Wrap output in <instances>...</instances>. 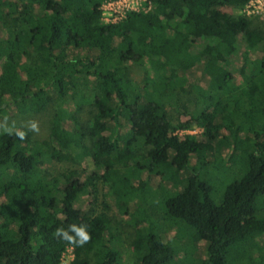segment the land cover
<instances>
[{
  "label": "trees",
  "instance_id": "1",
  "mask_svg": "<svg viewBox=\"0 0 264 264\" xmlns=\"http://www.w3.org/2000/svg\"><path fill=\"white\" fill-rule=\"evenodd\" d=\"M105 1L0 0V120L49 114L45 137L0 124V264H60L67 247L70 264H122L107 214L77 204L96 199L100 182L116 194L145 174L170 186L142 194L164 227L148 219L136 229V264L251 261L264 245V17L225 10L250 0H149L148 12L105 24ZM239 43L237 81L229 65ZM147 62L149 77L132 82V67ZM194 68L205 86L188 79ZM168 108L188 126L205 120L202 139L172 136L184 125ZM86 159L90 170H49ZM81 224L82 247L55 235Z\"/></svg>",
  "mask_w": 264,
  "mask_h": 264
},
{
  "label": "rangeland",
  "instance_id": "2",
  "mask_svg": "<svg viewBox=\"0 0 264 264\" xmlns=\"http://www.w3.org/2000/svg\"><path fill=\"white\" fill-rule=\"evenodd\" d=\"M3 2V0H1ZM229 13H233L235 15H239L240 13L246 14V16L254 17L259 15H247L246 10L239 11L238 9L233 8H226L225 9ZM245 51V46L239 43V55L235 58H232L230 62V70L233 73L235 79L237 81L240 80L239 70L242 65V59L240 55ZM4 63H0V74L3 72ZM153 69L150 62L144 64V66H133L132 71L129 74L128 78L137 84H141L144 79L148 78L150 75L151 70ZM188 79L191 82H199L201 85L207 84V78L203 75L202 71L199 68H194L188 72ZM182 111V109H180ZM179 109L175 108H168V113L173 120V123L176 125L178 122L180 125H184V127L177 128L173 131L172 136L177 137L180 141L184 140L187 136L189 137H198L199 140L202 139V134L204 132V125L206 121L201 120L199 123H194L191 126L187 125L190 124L191 119L187 115H183L180 113ZM0 124L2 126H19V127H26L32 129V125H36V130H33L36 138L38 137H45L48 132V125H49V114L42 113V114H27V115H14L8 116L4 119L0 120ZM190 130L193 133H182L179 134L178 131L180 130ZM129 134L126 136V140L129 139ZM86 159L83 161L82 164L74 165L71 163H62L59 164L57 168L49 167L50 172L53 175H59L62 172L70 168L79 169V168H89L90 170L91 163ZM80 170V169H79ZM128 186L125 189L119 190L118 193L114 194L110 192V188L107 184L100 182L98 184L97 189V198L92 199V197L88 196H81L80 202L77 204V207L82 208L83 210L87 209L89 203H94L93 207L98 212H105L108 217L107 226H109L111 230V234L113 236L117 235L120 241V245L118 246V250L121 256L122 264H136L135 258L132 249V241L135 237L136 229H143L146 227V224L149 223L145 222V220L149 219V222L154 221L157 224V228L155 227V231L160 233L163 229V221L161 220V214L159 213L158 209L159 206L155 205L154 201L151 199V194H159L162 192L159 188V184L164 188L169 187L170 185L168 182H163L160 177L151 176L149 174H145L139 181L138 180H130L128 179L127 182ZM133 186V187H130ZM149 189L151 194L147 193V195L142 196L143 193L146 192V189ZM147 189V190H148ZM131 192L134 194V199L127 203V207H124V210H128V215L123 214L120 211V200L125 198L127 193ZM135 192V193H134ZM136 195V196H135ZM118 199V200H117ZM122 202V201H121ZM146 223V224H145ZM137 229V230H138ZM168 234H165L167 239H170L171 236L174 235L175 231H168ZM202 255L205 254V244L200 245ZM252 260H244L238 264H259L261 260H264V245L259 251H257L253 256ZM257 260V261H256ZM259 262V263H258Z\"/></svg>",
  "mask_w": 264,
  "mask_h": 264
},
{
  "label": "built area",
  "instance_id": "3",
  "mask_svg": "<svg viewBox=\"0 0 264 264\" xmlns=\"http://www.w3.org/2000/svg\"><path fill=\"white\" fill-rule=\"evenodd\" d=\"M151 9L149 0H107L102 4V21L105 24H115L125 18L131 11L148 12ZM247 15H259L264 17V0H250L245 7ZM257 17V16H254ZM179 134H192L190 130H180ZM74 259V250L67 247L63 253L60 264H70Z\"/></svg>",
  "mask_w": 264,
  "mask_h": 264
},
{
  "label": "clouds",
  "instance_id": "4",
  "mask_svg": "<svg viewBox=\"0 0 264 264\" xmlns=\"http://www.w3.org/2000/svg\"><path fill=\"white\" fill-rule=\"evenodd\" d=\"M33 130H36V125H32ZM16 135L23 139L25 133L23 131H16ZM55 235L60 239L66 241L68 244L82 247L90 240V233L86 225H70L67 229L58 228Z\"/></svg>",
  "mask_w": 264,
  "mask_h": 264
}]
</instances>
